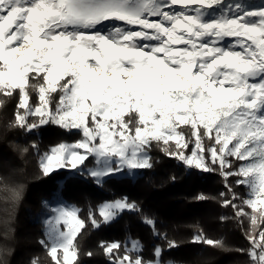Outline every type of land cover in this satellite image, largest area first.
<instances>
[{
	"label": "snow or ice",
	"instance_id": "snow-or-ice-1",
	"mask_svg": "<svg viewBox=\"0 0 264 264\" xmlns=\"http://www.w3.org/2000/svg\"><path fill=\"white\" fill-rule=\"evenodd\" d=\"M0 96H18L11 126L25 133L45 124L80 131L79 141L40 155L44 176L68 166L84 174L92 158L87 175L100 184L124 169L151 168L153 144L189 168L218 170L231 195L220 194L222 206L242 227L248 222L250 264H264V5L0 0ZM31 148L39 151L35 143ZM233 159L241 162L235 170ZM229 177L247 189L246 197L233 192ZM21 192L13 190V199ZM125 208L136 210L117 200L98 211L107 223ZM52 211L41 244L52 264H78L85 223L75 208ZM89 220L100 226L95 214ZM130 243L123 254L119 242L100 247L110 264H145L142 246ZM193 243L223 247L202 232ZM154 256L150 264H163L160 247Z\"/></svg>",
	"mask_w": 264,
	"mask_h": 264
},
{
	"label": "trees",
	"instance_id": "trees-1",
	"mask_svg": "<svg viewBox=\"0 0 264 264\" xmlns=\"http://www.w3.org/2000/svg\"><path fill=\"white\" fill-rule=\"evenodd\" d=\"M0 99L4 100L0 106V264H32L37 258L40 264H52L41 241L45 240L46 203L57 200L76 207L78 218L85 223L77 236L78 264H110L101 242H119L123 254V247H131V241L142 246L139 255L145 264L155 261L157 247L162 249L163 264H250L246 254L250 247L246 239L248 222L245 220L242 227L233 209L222 206L225 197L220 194L225 193L228 199L231 195L218 170L189 168L153 144L148 153L152 167L140 169L135 178L109 177L97 184L86 174L67 170L44 176L39 167L40 155L61 143L79 141L80 131L45 124L25 133L11 126L18 96ZM31 102H35L34 96ZM33 143L38 145V152L32 150ZM240 163L233 159L231 170ZM92 164V158L85 161L87 168ZM236 179L229 177L227 183L244 198L247 189L238 186ZM16 189H22L19 200L12 197ZM201 195L206 199H199ZM116 200H126L136 210H124L113 221L103 222L100 205ZM234 202L240 204L241 200ZM90 213L100 221L99 227L91 225ZM146 217L154 221V228L145 222ZM201 232L222 242L223 247L193 243V237ZM170 241L175 247H169Z\"/></svg>",
	"mask_w": 264,
	"mask_h": 264
},
{
	"label": "rangeland",
	"instance_id": "rangeland-1",
	"mask_svg": "<svg viewBox=\"0 0 264 264\" xmlns=\"http://www.w3.org/2000/svg\"><path fill=\"white\" fill-rule=\"evenodd\" d=\"M232 2H233V0H225V4L226 5L228 3H232ZM240 2L244 3L246 7H248L249 9H252V10H255V9L259 8L260 6L264 5V0H240ZM175 7H178V6H175ZM71 130L79 131L78 129H71ZM94 166H95V162L93 160V164L89 168H92ZM78 167H82V165H78ZM89 168H87V167L84 168V174L87 175V171H88ZM59 170H67V171H70L72 174H81L79 171H77L76 169L71 168L70 166L64 167V168H56V169H54V171H59ZM139 171H140V169H134V170H131V171H129L128 169H124L123 171L114 173L113 175L108 176V177H105L104 179L109 178V177H115V178H119V177L135 178L138 175ZM199 171H201V170H199ZM57 201H60V202H57ZM57 201L54 202V203H46V206L48 208V214H47V216H46V218L44 220V225H45L46 221L49 220V219H51L52 216L54 215V213L52 211L53 208L65 207L66 206V207L75 208L78 211V209L76 207H74V206H72L70 204H67V203H65V202H63L61 200H57ZM113 202H115V201H113ZM107 203H112V201L105 202V203L101 204L100 207L102 205H104V204H107ZM124 210H128V208H125ZM124 210H122V211H124ZM111 221H113V219ZM111 221H109V222H111ZM44 233H45V230H44ZM45 239H46V236H45ZM147 264H150V263H147Z\"/></svg>",
	"mask_w": 264,
	"mask_h": 264
}]
</instances>
